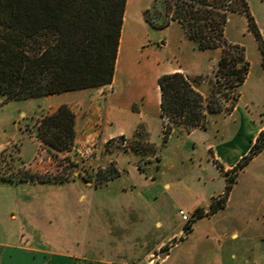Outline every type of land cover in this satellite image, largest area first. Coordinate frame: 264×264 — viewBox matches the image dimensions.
Here are the masks:
<instances>
[{"label": "crops", "instance_id": "crops-1", "mask_svg": "<svg viewBox=\"0 0 264 264\" xmlns=\"http://www.w3.org/2000/svg\"><path fill=\"white\" fill-rule=\"evenodd\" d=\"M132 3L131 0L126 2L114 78L112 83L105 86L108 91L106 96L100 94L103 87L96 90L85 88L39 96V100L49 102L43 108H37L36 105L14 108L13 105L19 104V101L6 100V96L0 93V158L4 150L19 142L18 152L23 164L34 169H45L46 155L43 151H46L48 146L38 135L37 138L33 137L34 139L29 137L25 126L31 125L34 116L42 114L50 108L49 106L53 107L50 113L62 104H68L71 108L78 104L80 107L79 110L72 109L75 115L76 145L97 142L101 145L118 134L129 137L140 125L145 126L150 132L153 142L160 143L159 129L162 117L158 78L168 72L181 71L185 74L186 72L181 67L157 68L159 60L157 56L154 57L152 45L148 44V26L139 14L136 17L138 30L133 29V20L128 15ZM173 25L180 29L177 34L179 44L185 47L189 45L182 26L178 22H172L168 28ZM140 29L145 30V33ZM131 62L134 63L132 67L137 65L139 71L131 72L129 93H124L125 97L122 99L112 98L114 85L118 81L120 84L123 83V80L120 81L118 78L121 66L123 72V64ZM260 65L259 77L264 81V65L262 62ZM155 67L153 76L156 80L158 101L156 111L150 110L143 85L135 84L133 81L135 77L143 76L144 71L149 68L153 71ZM251 68L242 86L251 78L253 74ZM132 85L137 88L133 90ZM241 96L242 93L239 99ZM34 98H28L27 101L31 102L35 100ZM136 101L141 103L138 109L133 108ZM239 105L240 100L237 101L231 116H234ZM91 110L94 118L98 114L104 116L101 132L85 126L91 117L89 116ZM262 130L264 123L258 126L250 142L244 144V155L249 152ZM211 135L203 136L199 129L184 135L172 133L163 146L161 161L148 162L144 170L139 169L138 162L130 153L124 154L121 175L107 183L111 184L122 177V198L114 201L96 199L94 194L88 197L82 185H93L78 173L63 182L20 180L8 174H0V264H78L81 255L77 252V247L80 243L84 249L98 250L108 246V252H123L131 256L137 253L141 258L139 264H213L216 261L218 264H264V196L257 206L246 186L241 189L238 187L241 172L229 192L225 206L207 216L210 229H214L217 235L213 243L217 246V253L208 248L195 247L193 250L183 249L173 258L172 252L175 247L183 244L181 240L176 243L174 240L181 234L185 239L193 236L197 221L192 224L189 233L185 230L184 220L173 226V210L170 208L174 198L167 192L170 184L164 178L165 168L169 166L174 168L176 164L195 161V158L199 157L207 159L208 163H201L204 168L211 165L222 174L219 167L212 163L214 159L219 160L225 170H229L242 157V154L234 155L232 159L225 161L221 156L224 144L230 147L228 153L231 155L235 147L225 124L220 130H215L213 137ZM40 150L43 152L42 156L36 158L35 155L40 154ZM32 161L33 164H30ZM262 183L264 186V179ZM69 185H75L84 193H80L78 189L64 193L62 188ZM161 186L165 189L161 190ZM222 188L219 187L218 190H221L217 192H223ZM129 189L138 191L133 192ZM213 193L210 192L209 196H213ZM63 194L66 196V202H63ZM204 204L196 207L207 206L208 203ZM63 209H66L67 218L64 217ZM112 215L118 232L112 230L113 226L110 223ZM79 222L83 223L81 230L79 227L82 223ZM128 222L139 224L142 232L135 231L128 239L125 231ZM153 227L163 228L165 233L156 235L153 245L149 247L145 243L149 235L151 236ZM136 228L138 227L135 226L134 229ZM79 231L82 232V237ZM103 239L108 241L107 245H103Z\"/></svg>", "mask_w": 264, "mask_h": 264}, {"label": "rangeland", "instance_id": "rangeland-1", "mask_svg": "<svg viewBox=\"0 0 264 264\" xmlns=\"http://www.w3.org/2000/svg\"><path fill=\"white\" fill-rule=\"evenodd\" d=\"M247 1L264 41V0ZM131 2L133 3L128 10V15L130 19L133 20V29L134 31H136V29L138 30L136 17L139 14L143 22L146 24V26H148V44L152 45L151 48L153 49V54H155L154 57L157 56L159 60V67L157 68H183V71L186 72V75L192 80L196 88L203 95L205 104L211 100L216 107L222 106V109L216 112H210L208 108L205 107L206 121L204 126L193 127L189 132L199 129L203 133V136L212 134L211 136L213 137L215 130H220L225 124L227 130H229V136L233 143L232 145H235V147L233 148V154L231 155L228 153L230 147H227L224 144V150H222L221 156L225 161L227 159H232L234 155L242 154L243 157L244 144L250 142L258 126L261 123H264V81L261 77H259L260 64L261 62L263 63V53L259 41L256 39L254 32L249 26L247 15L240 12L233 13L226 24L227 41L229 43H237L244 46L246 58L250 63V68L252 67L251 69L253 70V74L247 83H245L243 86L241 85L240 87H234L232 79L228 76V70H222L219 68V61L222 56L221 47L200 49L197 43L189 39L183 26L178 21H171L170 24L172 22H178L182 26L186 35V40L190 42L189 45L185 47L178 42L177 34L180 30L179 27L173 25V27L168 28V26H170L169 24L164 28H159L152 25L146 19V11H149V15L156 22H161L165 17L164 13L166 0H131ZM140 30L145 33V30ZM133 64V62L130 64L124 63L123 72L121 66V70L118 73V78L120 81L123 80V83L120 84L118 81L114 85L115 88H112L113 90L110 89V91H113L112 98L116 99L121 97L122 99L125 97V95H123L124 93H129L128 87L130 85L128 86V84L130 82L131 72L134 73L139 71L136 64V66L132 67ZM241 65L242 63H238L236 67L239 68ZM155 70L156 67L153 71H151L149 68L143 72V76H137L133 80L135 84L138 83L143 85L142 87L145 89L146 99L149 101L150 110L154 111L157 110L158 106L155 88L156 80H154L153 76ZM105 86L106 85L88 89L96 90L103 87L104 89L101 90L100 94L104 97L108 92ZM131 87L133 90L137 88L135 85H132ZM240 93H242V96L239 99ZM239 100V109L235 111L234 116H231L237 105V101ZM17 101H19V104L13 105L14 108H28L29 106L33 105H36L37 108H43L49 103L48 101L39 100L38 97L31 102L27 101V99ZM77 105L73 106L72 108L69 105L68 106L71 108V110L73 108L75 110H79L80 107ZM140 105V101H136L133 104V108L138 109ZM49 107L50 108L44 111L42 114L35 115L31 120V125L26 124L27 126H25V130L29 137L37 138L38 128L41 120L45 115L49 114V111L53 108L52 106ZM89 114L91 117L85 126H88L93 131L101 132L102 126L104 125V116L102 114H98L97 117L94 118L92 110ZM163 122L166 124L171 123L169 117H166L165 121L163 118H161V126L159 129L161 141L159 144L153 142L150 138V132L145 128V126L140 125L136 128L132 136L128 137L126 135L118 134L108 139L101 145H98V142L95 144L88 143L84 145H76L73 143L70 149L65 150L54 149L47 145L48 149L43 151L46 155V167L42 170L34 169V167H27V165L23 164V159L18 152L19 142H16L10 145L8 149L3 151L0 158V174H8L13 177H18L30 173L44 177L54 176L59 180L62 179L65 181L66 179L74 177L75 173H78L85 180L89 179L93 185H82L84 191L87 192L88 197L94 194L96 199L100 198L101 200L114 201L118 198H122V177L111 184L107 185V183L121 175L122 156H124V154L130 153V155H132L138 162V167L140 170H144L145 165L150 161H161L162 149L168 140L163 139L165 131ZM174 132L178 135L189 133L184 125L177 124H173V130L170 135ZM42 153L40 150V154L35 155L36 158H38L39 155L42 156ZM211 153L213 156V152ZM242 157L239 158V161L242 159ZM33 161L30 162V164H33ZM194 162L195 164H193ZM203 162H207V159L204 160L198 157L195 158V161L176 164L174 168L171 166L165 168L166 173L164 178H166L165 181L170 184V188L167 192L170 197L174 198L170 208V210H173V226L177 225L179 222L181 223V220H184L181 210L186 211L187 215L190 216V220L193 218L196 210H203V216L198 217L193 221V223L197 221L194 235L188 239H185V236L181 234L176 240H174V243L181 240V243L183 244H181V246L177 245L175 247V250L172 252L173 258L179 251L183 249L185 251L193 250L195 247L208 248L214 251L215 254L217 253V246L213 244L217 235L215 234L214 229H210L211 226L208 225L210 221L207 219V216L213 214L211 211H209L210 204L213 200L222 198L221 200H223V203L226 204L228 196H226L225 189L228 179L235 177L236 180L239 173L241 172L242 174L239 177L238 187L241 189L246 186L247 190H249V192L252 194L254 203L257 206L264 196V186L262 183L264 179V152L257 154L255 158L247 163L237 174L234 172L236 165H234L232 168H229V170H225L223 164L219 160L214 159L212 163L219 167L222 173L220 174L211 165H208L207 168H204L203 165H201ZM184 173H186V175ZM165 181L163 180L162 182L164 183ZM219 187H223V192H217L221 190H218ZM73 189L77 190L78 187L76 188L75 185H69L62 188L64 193H67ZM164 189L165 187L161 186V190ZM78 191H80V193L83 192V190H80V188ZM129 191L135 192L138 191V189H129ZM210 192H214L213 196L211 197L209 196ZM62 199L63 202L67 201L64 194L62 195ZM206 202L208 203L207 206L196 207L197 205H203L204 203V205H206ZM63 210L64 217L67 218V214L65 213L66 209ZM111 217L112 220L110 223L113 226L112 230L114 229L115 232H118L119 230L114 224V215ZM132 220L134 221V218H132ZM190 220H184V227L188 226ZM82 226L83 223L80 225L79 229ZM135 226L138 228L134 229ZM140 227L141 226L139 224L135 225L128 222L127 229H125L128 239L130 236L134 235L133 233L135 231L142 232ZM191 229L192 227L187 229V232H191ZM151 232V236L149 235V238L145 243V245H149V247L153 245L154 237L156 235L165 233V229H156L153 227ZM79 234L80 237H82L81 231H79ZM79 240H81V238H79ZM107 242V240L103 239L102 243H104L103 245H107ZM200 244H202V246ZM81 245L82 244L80 243L77 247V252L81 255V257L78 259V264L140 263L141 258L137 256V253L136 255L131 256L128 253L123 252H108V246H106L107 248L105 249L100 248L97 250L84 249ZM215 260H217V258ZM213 264H218V261L214 262Z\"/></svg>", "mask_w": 264, "mask_h": 264}, {"label": "trees", "instance_id": "trees-1", "mask_svg": "<svg viewBox=\"0 0 264 264\" xmlns=\"http://www.w3.org/2000/svg\"><path fill=\"white\" fill-rule=\"evenodd\" d=\"M126 2L0 0V93L8 100H19L112 83ZM237 12L247 15L249 26L260 43L264 64V41L247 0H166L165 17L161 22H156L149 11H146V19L159 28L178 21L200 49L221 47L219 68L228 70L234 87H240L248 76L250 63L244 46L226 39L228 19ZM238 63H242L239 68ZM158 84L161 117L164 121L169 117L171 121L163 122L164 140L172 132L173 124L184 125L189 132L193 127L204 126L205 107L210 112L222 109L211 100L205 104L201 92L181 71L162 74ZM74 124V112L67 104H62L44 116L38 135L54 149H70L75 138ZM262 150L264 130L236 164L235 174ZM14 178L63 181L30 173ZM235 181V177L228 179L226 196ZM221 199L211 202V213L225 206ZM202 213L201 209L195 211L186 231Z\"/></svg>", "mask_w": 264, "mask_h": 264}, {"label": "built area", "instance_id": "built-area-1", "mask_svg": "<svg viewBox=\"0 0 264 264\" xmlns=\"http://www.w3.org/2000/svg\"><path fill=\"white\" fill-rule=\"evenodd\" d=\"M181 214H182L184 220H187V221L190 220V216L187 215L186 211L181 210Z\"/></svg>", "mask_w": 264, "mask_h": 264}]
</instances>
